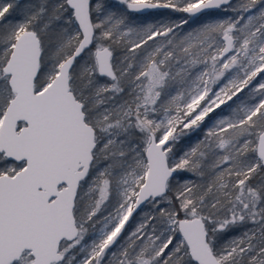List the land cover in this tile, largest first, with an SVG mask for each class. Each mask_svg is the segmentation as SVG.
Returning <instances> with one entry per match:
<instances>
[{"label": "snow or ice", "instance_id": "6c2138e0", "mask_svg": "<svg viewBox=\"0 0 264 264\" xmlns=\"http://www.w3.org/2000/svg\"><path fill=\"white\" fill-rule=\"evenodd\" d=\"M0 264H264V0H0Z\"/></svg>", "mask_w": 264, "mask_h": 264}]
</instances>
